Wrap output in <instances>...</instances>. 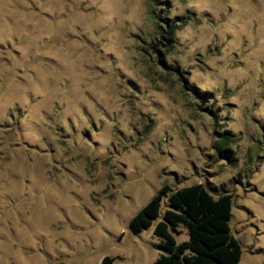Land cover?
Here are the masks:
<instances>
[{
  "label": "rangeland",
  "instance_id": "1",
  "mask_svg": "<svg viewBox=\"0 0 264 264\" xmlns=\"http://www.w3.org/2000/svg\"><path fill=\"white\" fill-rule=\"evenodd\" d=\"M197 183L264 264V0H0V264H157L130 219Z\"/></svg>",
  "mask_w": 264,
  "mask_h": 264
},
{
  "label": "trees",
  "instance_id": "2",
  "mask_svg": "<svg viewBox=\"0 0 264 264\" xmlns=\"http://www.w3.org/2000/svg\"><path fill=\"white\" fill-rule=\"evenodd\" d=\"M162 22L157 24L158 38L149 44L159 58L162 57L159 49L172 46L175 30L182 19L175 15L163 18ZM160 63L177 72L184 88L195 98L201 102L206 100V93L186 83L181 70L168 66L163 59ZM224 137L218 141L217 148L221 156L228 158L230 150L224 147L227 139ZM164 198L166 208L161 212ZM232 200V193L225 188L218 190L197 183L170 192V188L164 185L130 219V227L139 233L159 219L153 227L160 250L157 264H240L241 245L230 227ZM179 228L186 232V239L181 242L175 238L181 233ZM114 260L111 256H104L99 264H114Z\"/></svg>",
  "mask_w": 264,
  "mask_h": 264
},
{
  "label": "flooded vegetation",
  "instance_id": "3",
  "mask_svg": "<svg viewBox=\"0 0 264 264\" xmlns=\"http://www.w3.org/2000/svg\"><path fill=\"white\" fill-rule=\"evenodd\" d=\"M129 226H130V222H129Z\"/></svg>",
  "mask_w": 264,
  "mask_h": 264
}]
</instances>
